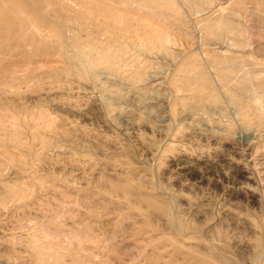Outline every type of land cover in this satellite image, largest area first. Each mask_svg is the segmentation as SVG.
Here are the masks:
<instances>
[{
	"label": "rangeland",
	"instance_id": "obj_1",
	"mask_svg": "<svg viewBox=\"0 0 264 264\" xmlns=\"http://www.w3.org/2000/svg\"><path fill=\"white\" fill-rule=\"evenodd\" d=\"M0 264H264V0H0Z\"/></svg>",
	"mask_w": 264,
	"mask_h": 264
}]
</instances>
